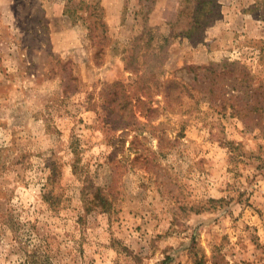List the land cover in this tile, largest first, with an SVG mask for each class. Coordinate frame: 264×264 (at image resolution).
Listing matches in <instances>:
<instances>
[{
	"label": "rangeland",
	"instance_id": "rangeland-1",
	"mask_svg": "<svg viewBox=\"0 0 264 264\" xmlns=\"http://www.w3.org/2000/svg\"><path fill=\"white\" fill-rule=\"evenodd\" d=\"M194 2L0 0V264H264V0Z\"/></svg>",
	"mask_w": 264,
	"mask_h": 264
},
{
	"label": "trees",
	"instance_id": "trees-1",
	"mask_svg": "<svg viewBox=\"0 0 264 264\" xmlns=\"http://www.w3.org/2000/svg\"><path fill=\"white\" fill-rule=\"evenodd\" d=\"M81 2L84 3V1H80V3ZM194 3H196V6L194 7V10L195 11H193V13L195 12V18H194V20H195L196 24H198V26L200 24L199 23L200 22V18H205L209 14L216 13V11L214 9V7L217 5L216 4L217 3L216 0H195ZM99 9H100V11L103 10V8H99ZM105 25L106 24H102V26H105ZM89 29H90V31H93V27L92 26H90ZM195 30H196V27L195 26H192L188 30V32H186V34L191 37ZM148 46H149V43H148ZM78 166H79L78 164H73L74 171L77 172ZM56 172H57V170H54L53 171V174L50 176V179L54 175H56Z\"/></svg>",
	"mask_w": 264,
	"mask_h": 264
},
{
	"label": "crops",
	"instance_id": "crops-1",
	"mask_svg": "<svg viewBox=\"0 0 264 264\" xmlns=\"http://www.w3.org/2000/svg\"><path fill=\"white\" fill-rule=\"evenodd\" d=\"M60 13H64V10L63 9H60Z\"/></svg>",
	"mask_w": 264,
	"mask_h": 264
}]
</instances>
